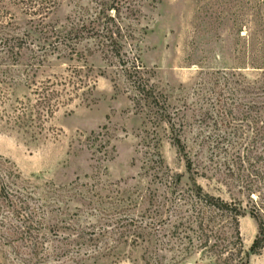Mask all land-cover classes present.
Returning a JSON list of instances; mask_svg holds the SVG:
<instances>
[{"label": "rangeland", "instance_id": "1", "mask_svg": "<svg viewBox=\"0 0 264 264\" xmlns=\"http://www.w3.org/2000/svg\"><path fill=\"white\" fill-rule=\"evenodd\" d=\"M53 1L42 24L12 10L50 38L29 37L0 103V264H208L184 261L178 199L201 185L245 205L264 187V0ZM10 106L37 109L32 133ZM239 230L264 264L249 213Z\"/></svg>", "mask_w": 264, "mask_h": 264}, {"label": "trees", "instance_id": "2", "mask_svg": "<svg viewBox=\"0 0 264 264\" xmlns=\"http://www.w3.org/2000/svg\"><path fill=\"white\" fill-rule=\"evenodd\" d=\"M49 2L55 6V1L49 0ZM45 4H47V0H0V91L2 93L0 103L4 102L5 107L8 105L4 100L7 98V89L14 84L15 80L16 82L18 80L16 73L19 70L14 68L22 64L25 57L24 45H27L29 37L33 40L34 46L39 49H41L40 44L43 41L48 42L50 38L46 31H42L44 34L42 39L32 37L27 32L22 34L17 32L18 27L13 23L12 10L21 9L26 10L29 14H38L42 20L40 24H42L50 9ZM40 89L39 86L35 91L37 95L39 94L38 101L41 100ZM31 108L23 107L20 110L19 107L12 108L10 106L5 109L4 113L7 115V122L26 133H32L33 122H35L34 110L37 111V109L31 111ZM11 113L15 114L14 117H11ZM179 146L184 149L183 144L179 143ZM192 167L193 162L189 158L187 169L192 171ZM174 176H176V180H174L176 186L177 180L181 181V175ZM6 184L9 185L8 182ZM1 189L0 199L12 201V195L8 193L4 183H2ZM248 190L246 195L248 200L245 205L241 198L232 197L228 200L204 190L201 185H196L192 191L188 192V195L181 194L178 200L190 205L194 219L192 221L190 215L186 220L180 216V221L173 226V234H178L181 227L187 229L186 238L182 240H188L189 244L185 251L188 252V255L185 256L186 258L184 257V261L191 257L196 248L201 249V254L208 264H247L243 258L239 230L240 216L245 213H249L258 224V233L252 244L251 252L253 254L264 252V187L257 191V195H254L255 191ZM184 220L188 225L184 224ZM195 240H197V244L194 243ZM2 246L6 245L2 244L0 240V248H3ZM2 257L0 255V261H2Z\"/></svg>", "mask_w": 264, "mask_h": 264}]
</instances>
